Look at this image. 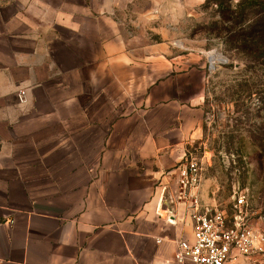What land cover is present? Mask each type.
<instances>
[{
	"label": "crops",
	"instance_id": "0c3cea01",
	"mask_svg": "<svg viewBox=\"0 0 264 264\" xmlns=\"http://www.w3.org/2000/svg\"><path fill=\"white\" fill-rule=\"evenodd\" d=\"M161 1L0 0V264H172L193 239L202 73L156 38Z\"/></svg>",
	"mask_w": 264,
	"mask_h": 264
},
{
	"label": "rangeland",
	"instance_id": "374dc122",
	"mask_svg": "<svg viewBox=\"0 0 264 264\" xmlns=\"http://www.w3.org/2000/svg\"><path fill=\"white\" fill-rule=\"evenodd\" d=\"M211 1L163 0L169 14L152 23L164 27L156 38L164 35L203 76L204 119L189 148L201 163L202 192L229 213L244 194L264 245V15L248 3L237 8L242 0ZM245 262L264 264V252Z\"/></svg>",
	"mask_w": 264,
	"mask_h": 264
},
{
	"label": "built area",
	"instance_id": "2783aa9c",
	"mask_svg": "<svg viewBox=\"0 0 264 264\" xmlns=\"http://www.w3.org/2000/svg\"><path fill=\"white\" fill-rule=\"evenodd\" d=\"M176 171L180 176L179 199L192 203L194 234L191 241L178 243L172 264H235L264 252L261 235L252 223L253 214L244 194L235 198L231 213L201 202L202 167L192 152Z\"/></svg>",
	"mask_w": 264,
	"mask_h": 264
},
{
	"label": "trees",
	"instance_id": "16d2710c",
	"mask_svg": "<svg viewBox=\"0 0 264 264\" xmlns=\"http://www.w3.org/2000/svg\"><path fill=\"white\" fill-rule=\"evenodd\" d=\"M211 2H213V3H215L216 5L218 4V5H222L221 3H220V1L219 0H212ZM256 2V0H242L241 1V3L238 5V7L237 8H240V7H242L244 4H249L250 6H253V5H255V6H259L260 8H261V10H262V12L261 13H263L262 15H264V0H261V2H259V3H255ZM257 4V5H256ZM237 13L238 12H236V15H237ZM260 13V14H261ZM235 14V13H234ZM242 14H243V12L240 14V16H242ZM238 16V15H237Z\"/></svg>",
	"mask_w": 264,
	"mask_h": 264
},
{
	"label": "bare ground",
	"instance_id": "6f19581e",
	"mask_svg": "<svg viewBox=\"0 0 264 264\" xmlns=\"http://www.w3.org/2000/svg\"><path fill=\"white\" fill-rule=\"evenodd\" d=\"M216 60H217L216 57H212V62L211 63H214Z\"/></svg>",
	"mask_w": 264,
	"mask_h": 264
}]
</instances>
